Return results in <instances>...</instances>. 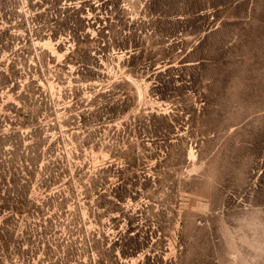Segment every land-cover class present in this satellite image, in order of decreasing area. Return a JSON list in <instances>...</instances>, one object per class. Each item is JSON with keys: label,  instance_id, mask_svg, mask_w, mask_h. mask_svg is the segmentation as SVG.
Instances as JSON below:
<instances>
[{"label": "rangeland", "instance_id": "rangeland-1", "mask_svg": "<svg viewBox=\"0 0 264 264\" xmlns=\"http://www.w3.org/2000/svg\"><path fill=\"white\" fill-rule=\"evenodd\" d=\"M0 237V264H264V0H0Z\"/></svg>", "mask_w": 264, "mask_h": 264}, {"label": "trees", "instance_id": "trees-1", "mask_svg": "<svg viewBox=\"0 0 264 264\" xmlns=\"http://www.w3.org/2000/svg\"><path fill=\"white\" fill-rule=\"evenodd\" d=\"M76 44H77V42H76ZM125 161V166H124V168L126 169L127 167H130L131 166V164H130V161L129 160H124ZM110 168V164L109 165H107V166H105V168L104 167H101L100 169H99V172H104L105 170H107V169H109ZM15 203L16 204H19V206L18 207H16V206H12V208L14 207V209H16V211H21L22 210V206H23V202H20V200H16L15 201ZM1 241H2V239H1V237H0V245H1ZM5 242L3 241V244H4ZM137 251V247L135 246V247H132V248H128L127 250H126V252H124L123 250H121V255H132V253H135Z\"/></svg>", "mask_w": 264, "mask_h": 264}]
</instances>
